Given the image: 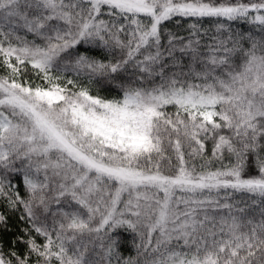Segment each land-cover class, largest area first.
Wrapping results in <instances>:
<instances>
[{
  "label": "snow or ice",
  "instance_id": "obj_1",
  "mask_svg": "<svg viewBox=\"0 0 264 264\" xmlns=\"http://www.w3.org/2000/svg\"><path fill=\"white\" fill-rule=\"evenodd\" d=\"M0 264H264V0H0Z\"/></svg>",
  "mask_w": 264,
  "mask_h": 264
},
{
  "label": "trees",
  "instance_id": "obj_2",
  "mask_svg": "<svg viewBox=\"0 0 264 264\" xmlns=\"http://www.w3.org/2000/svg\"><path fill=\"white\" fill-rule=\"evenodd\" d=\"M101 94L103 95V94H106V93H104V91L101 90ZM12 223L14 225L13 232H15L17 230L16 227H15V224H16L15 220H13ZM12 235H13V233H9L7 236H4L3 238L4 239H11L12 238Z\"/></svg>",
  "mask_w": 264,
  "mask_h": 264
}]
</instances>
